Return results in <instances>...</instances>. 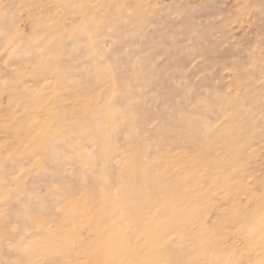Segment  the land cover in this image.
I'll list each match as a JSON object with an SVG mask.
<instances>
[{
	"label": "rangeland",
	"instance_id": "374dc122",
	"mask_svg": "<svg viewBox=\"0 0 264 264\" xmlns=\"http://www.w3.org/2000/svg\"><path fill=\"white\" fill-rule=\"evenodd\" d=\"M0 264H264V0H0Z\"/></svg>",
	"mask_w": 264,
	"mask_h": 264
}]
</instances>
